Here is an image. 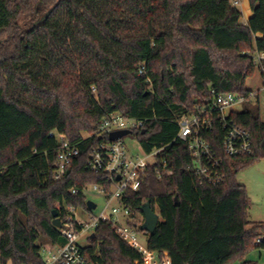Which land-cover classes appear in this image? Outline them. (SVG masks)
Listing matches in <instances>:
<instances>
[{
  "label": "trees",
  "instance_id": "1",
  "mask_svg": "<svg viewBox=\"0 0 264 264\" xmlns=\"http://www.w3.org/2000/svg\"><path fill=\"white\" fill-rule=\"evenodd\" d=\"M249 2L253 17L244 24L231 0H0V264H43L45 245L65 244L53 226L58 205L89 212L86 191L109 188L86 163L109 141L96 134L115 113L145 121L131 135L145 153L165 148L160 158L173 171L163 180L150 171L123 198L138 228L148 201L160 215L148 249L172 264H254L245 256L260 250L264 223H250L238 174L264 159V121L232 116L252 135L247 157L224 155L219 124L209 135L223 160L217 186L195 177L187 146L175 141L179 119L208 105L211 90L251 92L253 54L264 52V0ZM259 73L264 82V65ZM58 136L80 150L61 180ZM84 250L97 264L143 262L109 224Z\"/></svg>",
  "mask_w": 264,
  "mask_h": 264
},
{
  "label": "built area",
  "instance_id": "2",
  "mask_svg": "<svg viewBox=\"0 0 264 264\" xmlns=\"http://www.w3.org/2000/svg\"><path fill=\"white\" fill-rule=\"evenodd\" d=\"M240 0H233L238 6ZM253 62L257 70H263L264 52L253 54ZM146 73L143 65L139 69V75ZM211 102L200 108L193 115L183 116L177 122L179 132L175 141L187 146L191 154L195 177L200 182L213 186L223 183L225 177L222 172L223 160L217 156L210 141L209 135L216 129L217 124L223 130L222 147L223 153L228 158H242L253 154L254 146L251 133L233 118L235 109L247 102L261 101L264 94V82L261 90L250 92L247 96L226 93L218 94L211 90ZM145 121L134 118H126L119 113L109 115L103 120L102 126L97 132L99 138L110 136L113 132L141 130ZM60 151L58 153L55 180L65 177L67 169L74 158L80 154L77 146L64 141L58 136ZM137 142V141H136ZM139 145V143L137 142ZM140 147V145H139ZM165 148L154 149L145 153L140 147V153H129L123 139L111 142L103 141L91 153L87 163V171L103 175L106 179L105 185H94L86 194L100 196L104 204L100 210L96 205L95 211L87 213L86 219H82L75 207L66 206L62 209L58 205L59 218L61 222L60 233L65 239L63 246L47 244L43 247V264H97L91 261L89 255L80 247L81 236L88 234L91 240L101 224H109L113 231L117 232L126 243H128L140 256L143 262L136 264H172L169 255H160L150 251L147 244L141 243L138 227L132 218L131 209L123 203V198L128 192L138 193L148 173L152 171L158 180L171 177L173 171L166 159L160 158ZM74 195L79 194L73 190ZM115 203V204H114ZM253 228H249L251 231ZM256 246L264 252V226L258 229Z\"/></svg>",
  "mask_w": 264,
  "mask_h": 264
},
{
  "label": "rangeland",
  "instance_id": "3",
  "mask_svg": "<svg viewBox=\"0 0 264 264\" xmlns=\"http://www.w3.org/2000/svg\"><path fill=\"white\" fill-rule=\"evenodd\" d=\"M233 1V0H231ZM245 4L246 0H240L238 9L243 14L242 22L245 23ZM247 88L252 92L261 90L263 81L261 79L259 70L256 72L253 78L247 80ZM236 113L250 112L254 115H260L261 119L264 121V94L262 95L261 101L257 102H247L235 109ZM123 142L129 151V153H140V147L136 142L133 135H128L123 138ZM238 181L240 184L246 187L247 194L251 203V208L249 212V221L252 225L264 223V159L255 161L251 165L242 169L238 174ZM89 201L94 202L98 210H100L104 204L103 199L96 195L91 194L88 196ZM115 204V203H114ZM82 219H86L87 213L84 211H79ZM138 228L139 238L142 244L146 245L149 239V234L141 231ZM92 240L89 235L81 236L79 240V245L83 249H87L91 246ZM245 259L251 261L254 264H264V252L260 250H252L246 254ZM239 261L236 260L232 264H238ZM11 264V263H8Z\"/></svg>",
  "mask_w": 264,
  "mask_h": 264
},
{
  "label": "water",
  "instance_id": "4",
  "mask_svg": "<svg viewBox=\"0 0 264 264\" xmlns=\"http://www.w3.org/2000/svg\"><path fill=\"white\" fill-rule=\"evenodd\" d=\"M50 13H51V11L46 15V17L49 16ZM128 135H130L129 131L113 132L110 134L109 140L111 142H115V141L123 139L124 137H126ZM175 202H176V205L179 206L178 198L175 199ZM87 208L89 211H95L96 210V204L92 201H88L87 202ZM141 212L144 216V223L141 225L140 230L144 231V232L148 233L150 236H152L155 233L157 226L160 222V215L157 214L152 209L150 201H148L145 205H143V207L141 208ZM53 218H54L53 226L57 229H60L61 228V222H60L58 210L53 211ZM94 238H95V235H92V239H94Z\"/></svg>",
  "mask_w": 264,
  "mask_h": 264
},
{
  "label": "crops",
  "instance_id": "5",
  "mask_svg": "<svg viewBox=\"0 0 264 264\" xmlns=\"http://www.w3.org/2000/svg\"><path fill=\"white\" fill-rule=\"evenodd\" d=\"M244 12H245V19H246L244 24H247L252 19V17H253V12L251 10L249 0H246Z\"/></svg>",
  "mask_w": 264,
  "mask_h": 264
}]
</instances>
